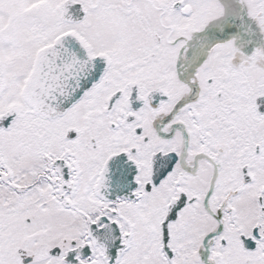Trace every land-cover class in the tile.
Wrapping results in <instances>:
<instances>
[{
    "label": "snow or ice",
    "instance_id": "6c2138e0",
    "mask_svg": "<svg viewBox=\"0 0 264 264\" xmlns=\"http://www.w3.org/2000/svg\"><path fill=\"white\" fill-rule=\"evenodd\" d=\"M0 264H264V0H0Z\"/></svg>",
    "mask_w": 264,
    "mask_h": 264
}]
</instances>
